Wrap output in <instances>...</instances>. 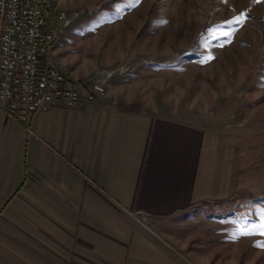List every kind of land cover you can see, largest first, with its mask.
Returning a JSON list of instances; mask_svg holds the SVG:
<instances>
[{"label": "crops", "instance_id": "crops-1", "mask_svg": "<svg viewBox=\"0 0 264 264\" xmlns=\"http://www.w3.org/2000/svg\"><path fill=\"white\" fill-rule=\"evenodd\" d=\"M59 43L54 62L89 80ZM140 84L38 111L31 133L0 112V264H234L245 253L224 237L244 181L230 149L196 120L144 105Z\"/></svg>", "mask_w": 264, "mask_h": 264}, {"label": "rangeland", "instance_id": "rangeland-1", "mask_svg": "<svg viewBox=\"0 0 264 264\" xmlns=\"http://www.w3.org/2000/svg\"><path fill=\"white\" fill-rule=\"evenodd\" d=\"M68 1L56 44L72 67L101 84L140 81L144 105L196 120L230 149L244 181L224 237L246 248L234 264H264V2Z\"/></svg>", "mask_w": 264, "mask_h": 264}, {"label": "built area", "instance_id": "built-area-1", "mask_svg": "<svg viewBox=\"0 0 264 264\" xmlns=\"http://www.w3.org/2000/svg\"><path fill=\"white\" fill-rule=\"evenodd\" d=\"M65 20L48 0H0V112L28 133L36 112L85 107L106 94L99 82L77 81L54 62Z\"/></svg>", "mask_w": 264, "mask_h": 264}, {"label": "snow or ice", "instance_id": "snow-or-ice-1", "mask_svg": "<svg viewBox=\"0 0 264 264\" xmlns=\"http://www.w3.org/2000/svg\"><path fill=\"white\" fill-rule=\"evenodd\" d=\"M261 2H264V0H261ZM242 19L240 17H236L231 21H226L225 24L232 25V24H239L242 23ZM231 35V33H225V36ZM259 227L264 230V222H262Z\"/></svg>", "mask_w": 264, "mask_h": 264}, {"label": "bare ground", "instance_id": "bare-ground-1", "mask_svg": "<svg viewBox=\"0 0 264 264\" xmlns=\"http://www.w3.org/2000/svg\"><path fill=\"white\" fill-rule=\"evenodd\" d=\"M48 6H49V8H52L53 9V2H52V0H48ZM61 36V35H60ZM59 36V37H60ZM57 39H58V37L55 39V45H56V41H57ZM61 66V65H60Z\"/></svg>", "mask_w": 264, "mask_h": 264}]
</instances>
